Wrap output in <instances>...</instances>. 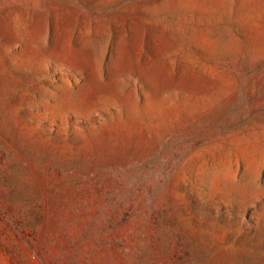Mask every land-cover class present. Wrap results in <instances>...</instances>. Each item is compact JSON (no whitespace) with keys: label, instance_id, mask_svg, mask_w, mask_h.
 <instances>
[{"label":"rangeland","instance_id":"obj_1","mask_svg":"<svg viewBox=\"0 0 264 264\" xmlns=\"http://www.w3.org/2000/svg\"><path fill=\"white\" fill-rule=\"evenodd\" d=\"M0 264H264V0H0Z\"/></svg>","mask_w":264,"mask_h":264}]
</instances>
